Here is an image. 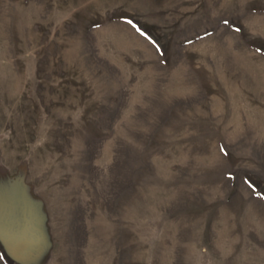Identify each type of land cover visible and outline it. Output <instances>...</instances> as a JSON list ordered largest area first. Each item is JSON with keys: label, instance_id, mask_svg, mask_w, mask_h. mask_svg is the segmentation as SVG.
<instances>
[{"label": "rangeland", "instance_id": "rangeland-1", "mask_svg": "<svg viewBox=\"0 0 264 264\" xmlns=\"http://www.w3.org/2000/svg\"><path fill=\"white\" fill-rule=\"evenodd\" d=\"M0 264H264V0H0Z\"/></svg>", "mask_w": 264, "mask_h": 264}]
</instances>
